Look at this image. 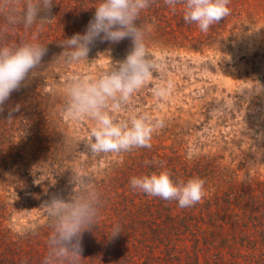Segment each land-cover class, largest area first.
Listing matches in <instances>:
<instances>
[{"label":"rangeland","instance_id":"1","mask_svg":"<svg viewBox=\"0 0 264 264\" xmlns=\"http://www.w3.org/2000/svg\"><path fill=\"white\" fill-rule=\"evenodd\" d=\"M97 2L53 0L54 19L42 31L21 26L9 34L14 41L35 34L47 52L0 106V264H42L51 229L41 205L70 197L71 172L80 166L105 203L95 227L82 234L79 264H264V92L246 93L249 81L264 85V0H231V14L207 33L185 23L182 7L172 11L155 0L139 22L149 26L150 50L164 71L116 115L147 112L165 127L151 148L93 156L85 145L92 123L63 115V85L73 73L105 71L108 55L123 60L131 40L97 39L92 63L53 62L61 39L84 34ZM167 81L170 94L154 98L151 88ZM161 165L174 182L205 180L202 200L181 208L132 190L131 177Z\"/></svg>","mask_w":264,"mask_h":264},{"label":"clouds","instance_id":"2","mask_svg":"<svg viewBox=\"0 0 264 264\" xmlns=\"http://www.w3.org/2000/svg\"><path fill=\"white\" fill-rule=\"evenodd\" d=\"M230 2L164 0L172 11L182 7L185 23H194L203 33L231 14ZM154 3L155 0H98L84 34H74L58 43L63 50L53 63L68 66L95 61L89 62L88 54L97 39L110 43L131 40L123 60L113 61L108 55L105 71L95 76L73 73L63 85V115L75 123H92L85 145L87 153L93 156L151 148L154 134L165 127L163 118H153L147 112L133 113L127 118L116 115L127 112L135 94L156 79L157 72L164 71L163 60L155 58L150 50L149 26L139 22L141 13ZM52 6L53 0H0V106L13 91L19 90L29 73L35 74L47 52L46 44L40 43L35 34L20 41L10 40L9 34L21 26L25 32L34 26L42 31L54 19L49 15ZM249 83L248 96L264 92V85L258 80ZM172 88L171 81L157 82L151 92L154 98L162 99ZM160 167L159 172L131 177L132 190L177 201L181 208L194 206L205 196V180L194 176L174 182L167 168ZM71 174L72 195L67 199L54 195L41 205L51 229L42 264H79L82 234L95 227L105 203L95 178L83 166ZM118 234L119 225L114 227L112 237Z\"/></svg>","mask_w":264,"mask_h":264}]
</instances>
